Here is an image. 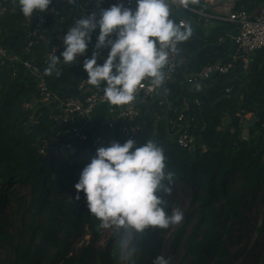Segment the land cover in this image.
Instances as JSON below:
<instances>
[{
	"label": "trees",
	"instance_id": "trees-1",
	"mask_svg": "<svg viewBox=\"0 0 264 264\" xmlns=\"http://www.w3.org/2000/svg\"><path fill=\"white\" fill-rule=\"evenodd\" d=\"M261 1L236 0L233 12L253 13ZM181 13L186 14L188 22L191 21L189 12L175 11L177 16ZM24 18L19 10L16 15L0 22V48L6 52L22 56ZM220 35L201 38L192 34L189 40L178 45L180 51L177 53L176 73L169 85V104L177 112L185 110L183 114L193 118L189 131L196 135L195 147L199 146L194 151H188L170 141L165 117L156 127L152 119H146L145 127L141 122L142 131L138 140L144 143L152 139L164 148L166 168L175 174L173 190L180 184H186L194 190L193 200L200 208V218L185 242L184 261L187 264H234L221 232L223 218L228 219L231 215L230 221L243 224L239 211L243 213L251 210L250 204L254 202L249 203V195L256 198V202L259 200V197H255L257 191L263 193L261 200L264 204V51L252 59L247 73L241 72V63L237 62L227 76H218L206 83L207 88L202 93L191 91L186 84L188 76L229 56V43L227 40L219 42ZM53 36L54 30L51 29L49 37ZM49 48L50 44H43L35 50L38 61ZM63 50L58 51L56 56L60 57ZM105 59L98 63L102 64ZM57 68L60 72L58 77L47 76L51 93L58 96L59 100L77 97V84L81 75L77 72L76 61L71 65L60 63ZM226 87L232 91L227 98H223ZM88 89L103 94L101 88L89 84ZM36 97L35 83L23 70H19L14 78L6 69L0 71V176L5 184L28 185L37 193L39 197L31 199L27 212H34L36 217L46 215L47 220L45 225L30 226L33 235L39 237V244L33 250L14 245L0 220V249L4 245L13 249L15 258L10 264H92L89 261L93 256L98 257L100 264H122L117 246L118 232L109 242L106 253L91 251L78 258L74 256V249L68 240L70 232L75 233L81 226H88L92 231L96 229L97 239L100 237V221L89 214L86 201L80 203L75 200L77 193L74 185L83 167L90 162L88 155L93 149L101 147L99 135L102 124L91 127L87 133L90 140L69 162L57 165L55 160L45 161L38 155L37 141L50 137L55 126L46 117L48 110L44 105H39L35 110L24 107L26 101ZM5 99L7 105L3 112L1 107ZM193 100L199 106L193 104ZM184 102L187 104L186 109ZM151 105L158 111L154 104ZM141 111L144 113L142 107ZM236 115L244 119H256L246 140L240 138L239 130L232 135L229 128L223 127L224 120L231 121ZM201 146L205 149L202 150ZM236 183H239L237 189ZM1 194L5 198L8 192L0 190V197ZM61 196H64L63 201ZM3 198H0V202ZM17 203L19 207L24 206L20 200ZM215 204L220 205V212L216 211ZM180 233H176V238H179ZM225 234L229 237V230ZM132 242L133 263L142 264L148 252L146 264H153L157 253L156 244L150 245V230L137 234Z\"/></svg>",
	"mask_w": 264,
	"mask_h": 264
},
{
	"label": "clouds",
	"instance_id": "clouds-1",
	"mask_svg": "<svg viewBox=\"0 0 264 264\" xmlns=\"http://www.w3.org/2000/svg\"><path fill=\"white\" fill-rule=\"evenodd\" d=\"M52 2L18 0L20 12L26 18H32L36 11H48ZM62 2L78 4V0ZM95 3L99 6L104 0ZM135 4L133 10L116 3L100 8L98 15L92 12L75 20L62 38V60L55 53L49 57L44 75L55 73L58 77V64L71 65L78 56H84L92 34L98 29L95 50L90 58L83 60L89 85L101 88L104 98L112 105L134 102L145 81L150 89H161L167 79L164 70L170 55L177 54L178 45L190 39L192 28L170 18L168 0H135ZM113 35L115 39L111 38ZM104 48L109 53L99 64V51ZM165 161L164 148L152 139L144 143L136 139L123 144L113 141L97 148L74 185L75 200L83 192L88 212L100 221L99 227L114 228L119 233L117 246L121 259L131 255L137 234L149 228L168 229L183 220V212L170 208L167 202L173 195L175 174L167 170ZM153 264H171V260L158 256Z\"/></svg>",
	"mask_w": 264,
	"mask_h": 264
},
{
	"label": "built area",
	"instance_id": "built-area-1",
	"mask_svg": "<svg viewBox=\"0 0 264 264\" xmlns=\"http://www.w3.org/2000/svg\"><path fill=\"white\" fill-rule=\"evenodd\" d=\"M206 4H218L222 11H215L214 14L203 13L191 7L187 0H168L170 15L177 24H189L186 20L177 18L175 11L189 12L196 15L207 25L211 21H225L231 24L235 34L225 35L219 38V42L230 41L231 53L224 60L203 68L199 73L186 78L188 89L198 93L205 90L206 83L214 81L215 77L227 76L232 71L237 62L241 63V72L247 73L252 59L260 52L264 51V9L258 13H247L245 11L233 12L235 1L233 0H205ZM116 3H123L125 7L134 10L135 0H104L102 5L97 6L95 0H78L77 5H67L62 0H53L48 11L43 13L36 11L32 18H24L22 26L25 30L23 40L22 57L19 54L6 52L0 48V71L6 69L10 76L14 78L19 70H23L35 83L37 97L34 102L47 107L46 117L54 123L50 137L38 139V155L41 159L62 160L69 162L81 147L88 141L87 133L93 126L91 124L95 109L99 106H106L110 109L104 119L107 131L115 138L122 140L140 139L142 131V104H154L159 113L165 117V126L169 132V140L175 142L182 149L191 151L196 149V135L189 131L193 123L192 117H187L183 111L177 112L169 104V85L174 81L176 65L178 63L177 54L170 55L169 64L165 68L167 79L161 89L152 90L148 87V81L143 82V87L139 88L136 99L127 105H112L104 95L96 90H89L87 73L83 70V60L90 58L95 50L96 38L99 30L92 34L91 43L84 56H78L77 72L81 79L77 84L79 95L77 97L59 100L53 95L49 88L47 76L44 69L48 66L49 57L64 49L62 38L66 31L73 26L75 20L85 14L96 12L99 14L100 8H108ZM18 0H0V22L16 15L19 11ZM194 18V17H193ZM193 20V19H192ZM54 30V36L49 37L50 30ZM0 28V34H1ZM115 39V36L111 37ZM228 38V39H225ZM43 44H50L48 52L38 61L35 50ZM109 53L108 48L99 51L98 61L103 60ZM232 89L226 87L224 95H229ZM193 104L199 106L196 100ZM183 106L187 107L186 102ZM201 149L205 148L201 146Z\"/></svg>",
	"mask_w": 264,
	"mask_h": 264
},
{
	"label": "rangeland",
	"instance_id": "rangeland-1",
	"mask_svg": "<svg viewBox=\"0 0 264 264\" xmlns=\"http://www.w3.org/2000/svg\"><path fill=\"white\" fill-rule=\"evenodd\" d=\"M261 9H264V0L258 4L255 11H260ZM178 18L186 19V14L181 13L178 15ZM249 119H251V117L244 120ZM244 120H240V126H242ZM102 127L105 126L102 125ZM245 137L247 138V135ZM55 162L57 165L65 163L59 159L55 160ZM238 185L239 183H236V189ZM0 190L6 193L8 192L5 198L2 197V194L0 197L3 198L2 202H0V220L3 230L10 236L14 245L19 247H30L33 250V248L39 244V237L33 235L30 226L33 225V227H36L37 225H45L47 222L46 215H39L36 217L34 216V212H27L31 199H37L39 195L34 193L28 185L19 183L5 184L1 176ZM195 192L202 194L200 191ZM79 195L80 203H84L86 200L83 192L79 193ZM250 196L251 201L249 203L254 202L252 203L253 205L250 204L251 210H247L249 212L245 211L243 213L241 210L239 211V213L242 214L243 224L230 221L232 220L231 215H229L228 219L223 218L222 221L221 232L227 242V248L232 255L234 264H264V204L261 200L263 198V193L261 191L255 192V197H259V200L256 202L254 201L256 198H252V195H249V197ZM193 197L194 190L188 185H176V189L173 190V195L167 198V202L170 208H179L183 212L182 222L168 229L149 228L150 245L152 243L156 244V257L164 256L165 258H169L171 264H187V261H184L186 254L185 242L191 235L193 229L198 225L200 218V208H198V204L194 202ZM60 199L63 201L64 196H61ZM18 200L22 201L24 206L19 207L17 203ZM214 207L217 212L221 211L219 204H215ZM51 229H53V231L55 230V228ZM261 229L262 232H259ZM227 230L230 232L229 237L225 234ZM96 231V229L95 231L90 230L88 226H81L75 233H73V231L70 232L68 240L70 241L71 247L74 249V256L76 258L91 251L106 253L108 244L114 238L117 231L114 228H101L99 231V239L96 237ZM179 231H181L179 238H176L175 235ZM133 256L132 248L131 255L128 259H123L122 264H134ZM14 258L13 249L7 245L2 246V249H0V264H10ZM148 258L147 252L142 264H146ZM89 262L92 264H100L97 256H93Z\"/></svg>",
	"mask_w": 264,
	"mask_h": 264
},
{
	"label": "crops",
	"instance_id": "crops-1",
	"mask_svg": "<svg viewBox=\"0 0 264 264\" xmlns=\"http://www.w3.org/2000/svg\"><path fill=\"white\" fill-rule=\"evenodd\" d=\"M189 5L197 10H200L203 13H210L211 15L214 14L215 11H222L223 8L221 6H219L218 4H206L205 0H187ZM195 1V2H194ZM236 1V0H233ZM262 10V9H261ZM255 13H258L259 11H254ZM189 17H191V21L189 22L192 28V34L197 36V37H201V38H205L208 36H212L215 34H221V37H224L225 35H232L235 34V30L232 29L231 24L225 22V21H211L209 24L205 25L201 19H199L196 15L194 16L193 14L190 13ZM194 17V18H193ZM178 18V16H177ZM179 19V18H178ZM189 19V20H190ZM183 20H188L183 18ZM188 22V21H187ZM228 39V38H225ZM228 43H230L229 39L227 40ZM24 107L26 109L29 110H35L38 108V104L36 102H34L33 98L31 100L26 101L24 104ZM110 109L106 106H99L95 109V114L92 117V121L91 124L93 126H97L99 123H101L102 125H104V117L106 118V116L109 113ZM153 113L154 115H156L158 122L161 120V118H163L162 114H159V112L157 110H155L153 108ZM143 116V115H142ZM148 119H152L151 117H147ZM146 118V119H147ZM102 119V120H101ZM154 123V121H153ZM229 120H224L223 121V127L228 126ZM105 126V125H104ZM100 135H99V141L101 146H108L111 142L113 141H117L120 142L119 139H116L115 137H113V135H111L107 129L106 126L105 127H101L100 128ZM103 130V131H102ZM102 131V132H101ZM239 131L241 133V137L242 136H246V133L242 132V128L240 126ZM95 135V134H94ZM94 135L92 136V138L94 137ZM248 133H247V138L248 139ZM243 139V138H242ZM244 139V140H246ZM90 139H88L89 141ZM87 141V142H88ZM82 155V154H81Z\"/></svg>",
	"mask_w": 264,
	"mask_h": 264
},
{
	"label": "water",
	"instance_id": "water-1",
	"mask_svg": "<svg viewBox=\"0 0 264 264\" xmlns=\"http://www.w3.org/2000/svg\"><path fill=\"white\" fill-rule=\"evenodd\" d=\"M53 75L55 76V73ZM223 98H227V96H224ZM6 105H7V99L4 100L2 107H1L3 112L6 109ZM141 107L144 111L142 119H141L143 126L144 127L146 126V123H145L146 118L151 117L152 120L154 121V127H156L158 125V119H157L156 115H154V113H153V106H151L150 104H142ZM240 120H241V118L238 115H236L235 117H233V119L231 120V123L228 125V128L231 130L232 135H234L235 132L239 129ZM255 122H256V119L254 117H251V119H249V120H244L243 125H242V132L246 133V135H247L249 129H251L254 126ZM242 138L245 139L246 137L242 136ZM233 141L234 140L232 138L231 142H233ZM96 150L97 149H93V151H91V153L88 155V159L91 160V158L95 156ZM22 264H29V263L24 262Z\"/></svg>",
	"mask_w": 264,
	"mask_h": 264
}]
</instances>
